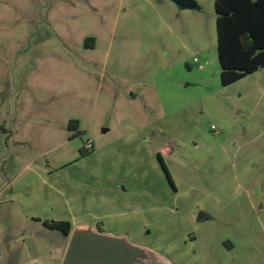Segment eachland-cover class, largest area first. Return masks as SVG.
Segmentation results:
<instances>
[{
    "label": "rangeland",
    "instance_id": "obj_1",
    "mask_svg": "<svg viewBox=\"0 0 264 264\" xmlns=\"http://www.w3.org/2000/svg\"><path fill=\"white\" fill-rule=\"evenodd\" d=\"M196 11L167 29L139 25L127 0H0V213L12 204L16 228L28 231L25 195L4 196L37 173L87 194L111 179L137 213L96 227L160 254L148 264H264V88L255 78L221 87L215 28ZM170 141L166 165L180 188L193 184L186 197L167 194L154 153ZM143 185L154 196L141 205ZM196 202L195 220L200 209L211 220L189 223L184 207ZM14 231L4 234L22 237Z\"/></svg>",
    "mask_w": 264,
    "mask_h": 264
},
{
    "label": "crops",
    "instance_id": "obj_2",
    "mask_svg": "<svg viewBox=\"0 0 264 264\" xmlns=\"http://www.w3.org/2000/svg\"><path fill=\"white\" fill-rule=\"evenodd\" d=\"M195 1L199 5V10L196 11L199 12V15L197 16H207L208 24H211L215 28L216 16L214 12V0ZM127 2L129 4V7H133L134 9L135 7H139V25H145L151 19H154L167 29H169L170 23L174 22L178 14H181V16L183 14L189 15L191 13H189L188 11H193L185 10L184 12L180 11L183 13H178L179 8H177L173 3L168 0H127ZM167 32L170 31L167 30ZM85 49L89 50L92 48L86 46ZM181 61L183 60L179 59L177 60V62L174 63H180ZM263 74L264 68L252 74H249L244 78L238 80L237 82L223 88L233 86L234 84H237L238 82L246 78H255L256 89H260L262 88V86L264 88V83H262L261 85L259 82H257V80L264 81ZM131 96L135 97V94L132 93ZM103 132H106V130H103ZM261 135L262 137H264V121L262 123ZM170 142V144H158L154 150L156 157L158 154L162 159L173 184L172 188L166 178L167 186L165 187V191L167 192V194H170L171 197L173 196L174 198L178 197L180 195L179 193L181 192H183V196L186 197L193 190V184L191 182L189 184L180 182L182 183V186L180 188V186L178 185L179 181H176V179L168 169L166 165L167 158H172L176 156V153L178 152L176 146L172 143V141ZM262 159L263 165L261 166L264 174V158ZM254 160L252 161L255 163L254 167L256 168V164L258 165L259 161L261 160ZM36 175H38L39 178H36V180L26 179L22 182V185L17 189H15L14 187V189H10L9 191L7 190V193L4 196V200L12 202L14 199H16L17 194L25 195L24 207L27 209V212H25V214L26 217H29L30 223L28 224L29 227H27L28 231H21V228L19 229L15 227L16 225H18V227L25 225H22V222L19 220V218L16 217V212L11 211L15 210L12 209V204L6 205L11 206V208H9L7 212H4L3 214L0 213V216H5V218L2 219H5V222H8V225L14 224V228L11 229V225L9 226L10 228L8 227V225L2 227L3 225H1L0 223V233H3L0 237V250L2 254L5 255L4 258L7 257V259H9V256L12 258L9 261H7L6 259L3 264H9V262L13 264H18L21 261L23 264L25 262L37 264L62 263L69 242V237L64 236L58 231L46 228L38 221L40 219H45L46 221L66 222L69 224L71 232L75 229H91L93 231L103 234V232L99 231L100 228L96 227L97 221H100L102 225H107L113 219H119V223L121 224L123 222L122 219L124 217H127L130 214L134 215L137 213V211L135 210L130 211L128 209L129 205L127 201L123 199L126 196L125 188H122L120 192L113 190L116 189V187H120L123 183L122 181L116 182L113 186L111 179H107L106 181H100L96 179L92 181V183L95 182L96 187L100 189V191L97 194H87L81 191L85 189V184H79L67 179H57L56 174L51 171L44 170L43 172L37 173ZM159 180L161 179H158V182ZM147 184L148 182L146 183V185ZM255 187L256 185L254 184V188ZM140 196V204L143 205L145 204V199H147L146 201H148L154 195L149 191L148 186L143 185L140 190ZM184 208V215L188 217L189 223H202L197 222V220H195L194 218L196 216V212L198 211L197 202L192 208ZM64 209L65 211H63ZM200 210V212H203L207 216V219L205 221H209L212 219V213L208 211L206 212L203 209ZM168 212L170 214H179L177 211L174 210H169ZM5 213L7 214V216ZM17 230H20V232L22 233V237L16 234L15 236L7 237L4 234L6 232H9V234H11V231L17 233ZM38 230H41L43 232L42 235L41 233L37 232ZM29 232L33 233L30 234ZM57 233L59 234L57 237H51L50 235ZM195 242L196 239H194L193 243ZM159 255L156 256L155 253H151L150 259L160 257Z\"/></svg>",
    "mask_w": 264,
    "mask_h": 264
},
{
    "label": "trees",
    "instance_id": "obj_3",
    "mask_svg": "<svg viewBox=\"0 0 264 264\" xmlns=\"http://www.w3.org/2000/svg\"><path fill=\"white\" fill-rule=\"evenodd\" d=\"M214 12L219 79L221 87H226L264 68V0H214ZM77 124L70 121L68 128L77 129ZM80 155L84 156L85 151L80 150ZM157 159L173 188L158 154ZM38 221L66 237L71 234L66 222Z\"/></svg>",
    "mask_w": 264,
    "mask_h": 264
},
{
    "label": "water",
    "instance_id": "obj_4",
    "mask_svg": "<svg viewBox=\"0 0 264 264\" xmlns=\"http://www.w3.org/2000/svg\"><path fill=\"white\" fill-rule=\"evenodd\" d=\"M182 10H199L195 0H168ZM207 216L197 215V222ZM149 255L123 238L103 235L91 229L72 231L61 264H148Z\"/></svg>",
    "mask_w": 264,
    "mask_h": 264
},
{
    "label": "built area",
    "instance_id": "obj_5",
    "mask_svg": "<svg viewBox=\"0 0 264 264\" xmlns=\"http://www.w3.org/2000/svg\"><path fill=\"white\" fill-rule=\"evenodd\" d=\"M196 61V60H195ZM92 148L91 142H87L86 149L90 150Z\"/></svg>",
    "mask_w": 264,
    "mask_h": 264
}]
</instances>
